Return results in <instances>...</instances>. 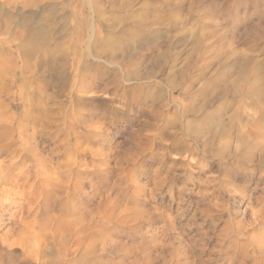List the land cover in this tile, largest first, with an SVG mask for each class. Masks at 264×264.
Wrapping results in <instances>:
<instances>
[{"label":"rangeland","instance_id":"1","mask_svg":"<svg viewBox=\"0 0 264 264\" xmlns=\"http://www.w3.org/2000/svg\"><path fill=\"white\" fill-rule=\"evenodd\" d=\"M15 1L0 264H264V0Z\"/></svg>","mask_w":264,"mask_h":264},{"label":"bare ground","instance_id":"2","mask_svg":"<svg viewBox=\"0 0 264 264\" xmlns=\"http://www.w3.org/2000/svg\"><path fill=\"white\" fill-rule=\"evenodd\" d=\"M0 1H1V2H0V9H1V10H2V9L4 10L5 7H3V5H5V4H9V5H11V7H12V4H11V3L14 2L15 0H0ZM25 1H26V0H25ZM27 1H28V0H27ZM15 2H17V1H15ZM9 5H8V6H9ZM13 6H14V5H13ZM6 8H7V7H6ZM15 8H16V5H15ZM8 10H9V7H8ZM12 13H13V11H12ZM12 13H11V14H12ZM12 17H13V16H12ZM11 20H12V19H11ZM15 20H16V19H13V24H14V25H17V24H16V21H17V20H16V21H15ZM18 22H19V21H18ZM19 26H20V25H19ZM17 29H18V28H17ZM3 34L9 36V38L12 37V36L14 35L13 32H12L11 30H8V29H6V30L3 32ZM40 35H41V34H40ZM105 47H106V46H105ZM113 50H114V49H113ZM206 119L209 120V122H210V119H209V118H206ZM213 122H214V121H213ZM215 124H216V123H215ZM217 125H218V124H217ZM219 125H220V124H219ZM195 126H196V125H195ZM194 129H195V128H191V130H190V129H189V130L192 132ZM198 131H199V130L196 129L194 133H199L200 131H199V132H198ZM203 131H204V130H203ZM203 131H201V132L203 133ZM192 133H193V132H192Z\"/></svg>","mask_w":264,"mask_h":264}]
</instances>
